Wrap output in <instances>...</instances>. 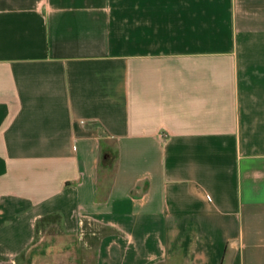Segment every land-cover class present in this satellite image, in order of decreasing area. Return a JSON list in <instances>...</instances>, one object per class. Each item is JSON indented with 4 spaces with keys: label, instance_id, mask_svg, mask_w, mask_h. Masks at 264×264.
<instances>
[{
    "label": "crops",
    "instance_id": "crops-1",
    "mask_svg": "<svg viewBox=\"0 0 264 264\" xmlns=\"http://www.w3.org/2000/svg\"><path fill=\"white\" fill-rule=\"evenodd\" d=\"M49 213L91 264H264V0H0V264H56Z\"/></svg>",
    "mask_w": 264,
    "mask_h": 264
},
{
    "label": "rangeland",
    "instance_id": "rangeland-1",
    "mask_svg": "<svg viewBox=\"0 0 264 264\" xmlns=\"http://www.w3.org/2000/svg\"><path fill=\"white\" fill-rule=\"evenodd\" d=\"M54 230L55 229L40 228L35 236V247L33 250L29 251V254L32 255L33 258L45 255L47 258L46 260L57 261L56 264H91L93 262L95 259V238L90 237L91 246L87 249L83 246L73 250L60 249L56 246L60 243V240ZM84 233L85 231L83 229V239L86 238Z\"/></svg>",
    "mask_w": 264,
    "mask_h": 264
},
{
    "label": "trees",
    "instance_id": "trees-1",
    "mask_svg": "<svg viewBox=\"0 0 264 264\" xmlns=\"http://www.w3.org/2000/svg\"><path fill=\"white\" fill-rule=\"evenodd\" d=\"M59 220H60V216L57 213H49V214H45V215L41 216L35 222L36 234L40 230V228H49L50 230L55 229V227H56L55 225L57 224V222H59ZM86 224L87 223L84 222L82 227L85 228ZM41 230H44V229H41ZM36 234H35V236H36Z\"/></svg>",
    "mask_w": 264,
    "mask_h": 264
}]
</instances>
